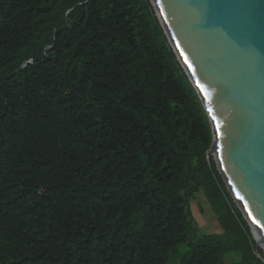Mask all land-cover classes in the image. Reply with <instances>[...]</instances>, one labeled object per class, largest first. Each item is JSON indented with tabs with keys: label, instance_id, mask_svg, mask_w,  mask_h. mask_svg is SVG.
I'll return each mask as SVG.
<instances>
[{
	"label": "trees",
	"instance_id": "obj_1",
	"mask_svg": "<svg viewBox=\"0 0 264 264\" xmlns=\"http://www.w3.org/2000/svg\"><path fill=\"white\" fill-rule=\"evenodd\" d=\"M212 137L149 0H0V264H264Z\"/></svg>",
	"mask_w": 264,
	"mask_h": 264
},
{
	"label": "water",
	"instance_id": "obj_2",
	"mask_svg": "<svg viewBox=\"0 0 264 264\" xmlns=\"http://www.w3.org/2000/svg\"><path fill=\"white\" fill-rule=\"evenodd\" d=\"M149 1L209 119L207 156L264 239V0Z\"/></svg>",
	"mask_w": 264,
	"mask_h": 264
},
{
	"label": "rangeland",
	"instance_id": "obj_3",
	"mask_svg": "<svg viewBox=\"0 0 264 264\" xmlns=\"http://www.w3.org/2000/svg\"><path fill=\"white\" fill-rule=\"evenodd\" d=\"M190 210L194 218V224L199 229L200 233L211 234L221 231L216 218L202 193L197 194L195 199L190 202Z\"/></svg>",
	"mask_w": 264,
	"mask_h": 264
},
{
	"label": "bare ground",
	"instance_id": "obj_4",
	"mask_svg": "<svg viewBox=\"0 0 264 264\" xmlns=\"http://www.w3.org/2000/svg\"><path fill=\"white\" fill-rule=\"evenodd\" d=\"M213 152L216 153L215 149H213ZM235 200H237V203L240 207L241 212L243 213V215L245 216L246 220L248 221L253 234L255 236V241L256 244L258 245L259 248L262 249V251H264V239L259 231V228L257 227V225L255 224L254 220L248 215V213L246 212V210L244 209L243 205L241 204V202L235 198Z\"/></svg>",
	"mask_w": 264,
	"mask_h": 264
}]
</instances>
